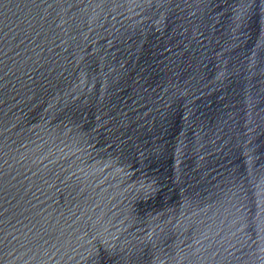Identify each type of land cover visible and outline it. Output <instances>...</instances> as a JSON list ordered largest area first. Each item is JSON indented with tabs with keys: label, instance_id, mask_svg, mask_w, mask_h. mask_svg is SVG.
Listing matches in <instances>:
<instances>
[{
	"label": "water",
	"instance_id": "water-1",
	"mask_svg": "<svg viewBox=\"0 0 264 264\" xmlns=\"http://www.w3.org/2000/svg\"><path fill=\"white\" fill-rule=\"evenodd\" d=\"M0 264H264V0H0Z\"/></svg>",
	"mask_w": 264,
	"mask_h": 264
}]
</instances>
